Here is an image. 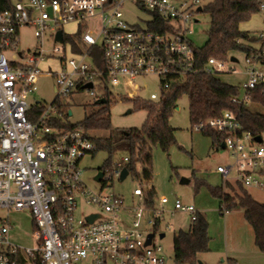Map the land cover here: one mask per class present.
<instances>
[{
  "label": "built area",
  "instance_id": "1",
  "mask_svg": "<svg viewBox=\"0 0 264 264\" xmlns=\"http://www.w3.org/2000/svg\"><path fill=\"white\" fill-rule=\"evenodd\" d=\"M260 1L264 9V0ZM127 3L148 12L146 27L126 18ZM198 7H202L201 0H0V208L29 211L36 230L35 245L28 247L9 239L11 222L0 223V264H19L21 258L34 264L38 255L42 264L167 263L164 247L157 242L166 235L159 225L176 212L194 222L199 210L178 197L171 208H167L171 201L167 196L150 203L141 186L133 190L131 201L106 191L109 179H120L128 156L115 160L114 169L104 173L102 180L94 177L101 187L93 196L83 166L85 157L95 149L92 135L80 126L66 130L56 121L68 122L73 111L69 109V114L64 102L76 92L87 91L97 101H107L109 86H123L126 95L133 97L132 85L138 77L157 75L167 90L176 77L194 70L189 35ZM70 23L77 28L74 34L63 29ZM154 25L158 29H153ZM30 26L41 48L18 51L20 31ZM59 32L62 41L57 39ZM47 34L62 47L46 52ZM67 36L75 38L77 49ZM55 52L64 55L56 57ZM50 60L58 61V70L41 68ZM227 62L212 57L207 71L233 69H226ZM246 63L248 80L233 101L250 105L257 88L263 87L264 93V70L251 60ZM43 76L55 78L56 96L51 104L32 98ZM89 83L92 87H87ZM97 83L104 87L100 95L96 93ZM160 98L155 93L150 95L151 100ZM206 129L225 133L222 145L234 159L216 167L225 182L264 191V133L254 137L243 129L238 114L228 110L193 124L194 131ZM257 137L260 141L255 140ZM80 197L101 210L77 218ZM93 215L97 217L89 221ZM146 222L152 223L153 231L143 229ZM166 228L172 229L173 224L167 223ZM149 234L153 237L146 244Z\"/></svg>",
  "mask_w": 264,
  "mask_h": 264
},
{
  "label": "rangeland",
  "instance_id": "2",
  "mask_svg": "<svg viewBox=\"0 0 264 264\" xmlns=\"http://www.w3.org/2000/svg\"><path fill=\"white\" fill-rule=\"evenodd\" d=\"M174 1L180 2L181 0ZM210 1L201 0V5H206ZM125 16L132 24L139 23L141 27H146V21L149 20L148 12L142 11L130 3L126 5ZM210 21L209 14L205 12L194 13V22L190 24L192 32L189 36L195 47H202L208 40ZM63 29L69 34H74L77 30L73 23L66 24ZM241 29L250 31L259 38L258 41L252 44L255 48L260 49L263 47L264 10L253 14L250 19L242 22ZM34 32L33 26L21 29L18 51L27 52L41 48ZM54 46L62 47V45L53 41L51 34H47L43 48L46 52H50ZM63 55L60 52H55L56 57ZM66 55L68 58L71 56L68 50ZM235 57L238 58L237 62L229 60L226 63V69H233L225 70L219 76L224 81L241 87L248 80L246 57L241 53H236ZM48 66H52L53 70L59 69L57 60L45 62L41 65V68L48 71ZM258 66L264 70V63H260ZM37 85L38 90L33 94V100L51 104L56 96L54 91L55 78L43 76L38 80ZM136 85L141 86V88H137ZM103 89L104 87L97 83L96 93L98 95ZM125 90L123 86L116 89L109 86V106L113 129L112 131L92 130L90 133L93 137L112 135L117 138L123 129L141 128L144 125L148 111L143 108H136L134 101L127 98ZM132 91L136 94L135 96H140L142 100H151L150 95L152 93L158 96L167 93L161 84V78L157 75L138 77L133 82ZM116 95L119 96L116 97ZM31 101L32 99H30ZM154 102H157V100ZM64 103H66L65 109L67 112L69 109L73 111V114L67 118L68 123L71 125L79 124L87 115L100 107V104L97 103V97L92 96L87 91L70 95ZM249 107L264 114V107L261 105L252 103ZM128 110H131V112L127 113ZM170 123L175 128L176 143L171 145L167 151L160 146L153 148L152 178L150 180H138L132 174H129L122 181L115 177L113 180L109 179V186L106 191L124 195L131 201L133 190L137 186L143 187L147 194L148 188L154 187V201H157L161 196H167L171 200L167 208H171L176 197L186 204L194 205L209 223L210 250L199 255V260L204 264H234V261L239 262V264H264V253L255 244L254 231L244 217V209L239 207L232 209L228 214H222L219 200L213 196L208 188V186L224 187V190L233 197H236V195L241 196L240 189L234 184L233 188L227 187L223 176L216 171L219 164L227 165L234 162L230 151L224 148L215 149L212 147L211 139L203 131L193 130L187 96L179 100L178 108L174 111ZM123 156V151L116 150L113 160L120 159ZM108 158L109 153L107 151L99 150L95 154H88L83 161L85 167L84 178L87 188L93 196L100 193L101 187V183L95 181L94 177ZM138 170L141 171L140 165H138ZM196 186H198L197 191ZM247 191L257 201L264 203V191L255 187L247 188ZM100 210L101 208L97 204L80 197L75 214L77 218H81L85 214ZM3 221L12 223L9 233V239L12 242L28 247L35 245V224L29 211L0 208V223ZM167 223L173 224V228L167 229ZM191 223L189 216L176 212L173 216H167L159 225V230L166 233L162 240L157 241L162 244L168 257L166 264H177L173 258L174 236L181 228L188 230ZM143 229L148 233L153 231L154 227L152 223L146 222L143 223ZM83 264L93 263L85 262Z\"/></svg>",
  "mask_w": 264,
  "mask_h": 264
},
{
  "label": "trees",
  "instance_id": "3",
  "mask_svg": "<svg viewBox=\"0 0 264 264\" xmlns=\"http://www.w3.org/2000/svg\"><path fill=\"white\" fill-rule=\"evenodd\" d=\"M261 10L260 0H211L202 6V11L210 16V29L208 40L202 47H194V70L184 76L176 77L167 93L161 95L160 100L140 99V96L129 97L133 100L136 108L148 111L147 119L141 128H128L121 130L119 137L110 136L92 137L95 149L93 154L99 150L109 153L105 164L99 168L104 173L114 169L113 155L116 150L124 152L129 160L125 167L135 179L150 180L153 176L152 161L153 148L160 146L167 151L171 145L176 143L175 128L172 127L170 119L178 108L179 100L187 96L189 100L190 120L193 124L212 116L221 115L225 111H233L238 114L243 124V129L249 131L254 137L264 133V114L252 110L249 105L234 102L241 94V87L224 81L219 74L207 71V63L210 58L229 61L236 53H241L246 60L252 63H264V46L260 49L252 44L259 40L250 31L241 29V23L247 21L251 16ZM166 23L162 29L164 30ZM153 29H158L155 25ZM160 28V27H159ZM77 49L74 37H65ZM264 85V84H263ZM263 87L257 88L253 95V103L264 107ZM109 98L99 109L92 111L79 124L71 125L61 120L56 125L66 130L75 127H83L88 131L109 130L113 126L110 116ZM55 125V124H53ZM211 139L212 147L219 150L225 133L215 129L203 130ZM141 166V171L138 170ZM233 184L241 191V196L233 197L224 190V187L208 186L210 192L220 203V211H231L235 208L244 209V217L254 231L255 244L264 253V203L257 201L247 189L240 183L225 182L229 188ZM196 191L198 186H196ZM148 201L153 203L154 187L148 188ZM209 223L206 217L198 213L196 221L191 223L188 230H180L174 236V261L177 264H198L199 255L210 250ZM34 264H42L38 255ZM19 264H27L21 258Z\"/></svg>",
  "mask_w": 264,
  "mask_h": 264
},
{
  "label": "water",
  "instance_id": "4",
  "mask_svg": "<svg viewBox=\"0 0 264 264\" xmlns=\"http://www.w3.org/2000/svg\"><path fill=\"white\" fill-rule=\"evenodd\" d=\"M198 10H199V11H202V7H198ZM57 39L60 40V41L63 40L62 32H59V33L57 34ZM230 60H231V61H236V62H237V61H238V58L235 57V56H232V57L230 58ZM87 87H92V83L87 84ZM105 102H106V99H104V98H102V99H100L99 101H97L98 104H103V103H105ZM129 112H131V110H128V111H127V113H129ZM69 114H72V111H71V110H69ZM255 140H256V141H260V138L257 137V138H255ZM222 148H224V144L222 145ZM128 175H129V170L125 167V168L122 170V172H121L120 180L123 181L125 178H127ZM103 176H104V172H103V171H99V172L97 173V175L95 176V179H96L97 181H100V180H102ZM96 217H97L96 215H93V216L89 217L88 220H89V221H93ZM163 236H164V233L161 234V237H163ZM152 237H153V234H149L146 244H150V242H151V240H152ZM198 264H204V263H203L201 260H198Z\"/></svg>",
  "mask_w": 264,
  "mask_h": 264
},
{
  "label": "crops",
  "instance_id": "5",
  "mask_svg": "<svg viewBox=\"0 0 264 264\" xmlns=\"http://www.w3.org/2000/svg\"><path fill=\"white\" fill-rule=\"evenodd\" d=\"M261 69H262V67H261ZM200 212V211H199ZM221 212V211H220ZM230 211H228V212H222V214H228ZM186 215V214H185ZM191 226V225H190ZM190 228V227H189ZM182 229V228H181ZM180 229V230H181ZM183 230V229H182ZM231 259V258H230ZM233 260V259H232ZM222 262H224L223 260H222ZM237 261H234V263H236ZM237 263H239V262H237Z\"/></svg>",
  "mask_w": 264,
  "mask_h": 264
}]
</instances>
